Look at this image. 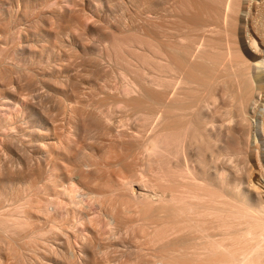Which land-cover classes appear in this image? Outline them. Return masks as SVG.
<instances>
[{"label":"bare ground","instance_id":"1","mask_svg":"<svg viewBox=\"0 0 264 264\" xmlns=\"http://www.w3.org/2000/svg\"><path fill=\"white\" fill-rule=\"evenodd\" d=\"M0 264H264V0H0Z\"/></svg>","mask_w":264,"mask_h":264}]
</instances>
